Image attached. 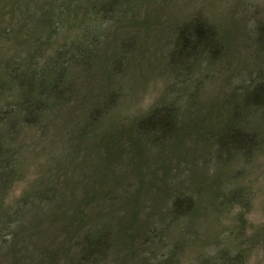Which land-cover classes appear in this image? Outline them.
<instances>
[{
  "label": "rangeland",
  "instance_id": "374dc122",
  "mask_svg": "<svg viewBox=\"0 0 264 264\" xmlns=\"http://www.w3.org/2000/svg\"><path fill=\"white\" fill-rule=\"evenodd\" d=\"M102 5L114 6L126 16L118 13L113 17L116 22L102 16L90 22L84 12ZM57 16L63 25L56 26V37L50 36V43L36 55L34 41L43 40L45 28ZM193 21L204 22L217 33V60L209 64L199 56L182 69H172L168 60L172 32ZM261 25L264 0H0V86L8 82L6 76L13 77L17 88L34 77L35 101L47 97L41 94V81H56L62 69L61 62H47L48 55L70 40L66 54L78 58L86 35L100 33L98 59L92 60L96 68L86 77L79 66L73 67L67 76L72 96L63 108L33 126L12 128L23 168L1 200V209L13 210L50 175L56 178L57 201L29 207L12 230L0 229V264H71L82 236L101 228L110 231L111 248L96 264H142L146 258L148 264L159 258L194 264L216 254L237 229L239 215L245 221L246 239L240 242L245 264H264V249L247 243L264 226V145L242 158L235 150L237 143L219 139V127L227 119L236 122L232 119L239 114L228 113L225 106L239 104L264 70ZM200 35L209 36L205 29ZM35 55L39 64L33 69L28 60ZM18 68L21 73L14 70ZM1 95L2 108L17 101L15 90L4 89ZM166 105L175 109L176 124L181 126L176 140L143 144L138 154L131 141H124V150L112 161V176L104 161V166L95 160L55 162L67 134L73 135L83 124L127 133L152 109ZM24 109L21 103L20 110ZM250 115L247 120L255 126L258 114ZM248 122L238 124L260 137L259 127ZM167 129L160 134L165 136ZM234 189L243 191L239 204L226 202L236 195ZM177 194L191 200L192 212L178 215L147 246L132 242L133 232L147 223L151 227L171 217L167 213ZM247 199L249 207L242 213Z\"/></svg>",
  "mask_w": 264,
  "mask_h": 264
},
{
  "label": "trees",
  "instance_id": "16d2710c",
  "mask_svg": "<svg viewBox=\"0 0 264 264\" xmlns=\"http://www.w3.org/2000/svg\"><path fill=\"white\" fill-rule=\"evenodd\" d=\"M118 13H120L121 16L122 14L125 15L122 10L119 11L114 6L102 5L101 9L97 10L90 7V10L85 11L84 15L88 17L90 22H94V19L100 16L109 22H116L117 20L113 17ZM58 16L57 18L51 19L47 28H45L46 34H42L43 40L38 42L34 41L35 44L33 46L34 49L36 48V55L40 52V50L44 49L43 47L46 48L47 44L50 43V36L56 37V26L59 27L60 24L63 25ZM201 29H205L206 32H208L209 36L207 38L200 35ZM258 29L260 30L258 37L264 39V25L258 26ZM98 36H100V33L96 31H91L86 35V38L83 39L85 48L78 46L76 53L78 58L75 56L70 57L66 54V48L68 47L70 40L64 42L57 49H54L50 55H48L45 60H47V62L50 61L51 63L61 62L62 69L57 75L56 81L51 82L49 78L41 81L40 87H44L41 94H45L47 96L45 99H36V101L33 99L35 95L34 92H36V90H34V86L31 83L35 81L34 77H30L25 85L20 83V87L17 88L15 82L13 84V77L6 76L8 82H6L5 85L0 86V98L2 97L1 94H3L4 89H7V91L15 90L17 96V101L14 105H5L3 108L0 107V203L8 192L10 186L20 176V174H22L21 170L23 168L21 153L18 151L17 147H14L16 138L13 136L14 134L12 132L14 129L12 128L33 126L34 124L39 123L42 118H45V115L48 113H54L55 111H59V109L63 108L72 96V92L68 87L67 76L70 71L73 70V67L79 66L81 72L85 73L84 76L86 77H90L96 68V66L93 65L92 60L95 58L98 59L96 53L99 44ZM170 39V53L168 54V60L170 64L169 67L172 69H182L186 65L192 63L199 56H203L204 60L209 64L217 60L219 50L217 33L213 27L207 25L206 23L204 24V22L201 23L199 21H193L183 26H178L172 32V37ZM87 51L89 53H87ZM36 55L34 58L32 57L31 60H28V65L33 69L39 64V62L35 61ZM84 55H88L89 58L84 60ZM177 59H179L180 63H177ZM105 65H107V63H105ZM14 70H18L19 73L22 72L21 68ZM15 74L16 73H13L14 77L16 76ZM31 74L35 73L31 72ZM0 79H2V77H0ZM241 100L242 101L239 103L240 105L230 104L225 106L228 113L233 110L235 112L237 111L239 114H237V117L232 119V121L237 120L236 122L233 123L227 119L224 122V127H219V139L226 141L233 140L234 143H237L238 146H236L235 150H238V154H241L243 158L247 154L251 156L250 154L257 152L264 145V139L262 138L264 137V70L259 73L255 84L247 90ZM21 103H24V111L20 110ZM175 113V109L170 107V105L152 109L149 114L141 120L135 122L127 133L118 129L112 130L111 133L107 131L104 132L100 131L98 127H91L90 124H83L82 127H78L73 135H71V133L67 134V141L63 144L65 148L61 151V154L56 157V159L59 158V160L55 162H59L60 164L64 161L69 162L70 159H75L72 161L80 164L86 160H89L90 162L95 160V163L104 166V161V168L107 170L108 175L112 176V161H114V157L121 154L122 149L124 150V141H131V149L136 150L135 152L137 154L141 151L143 144L145 145L148 143L152 146H157L165 141H175L177 137L175 134L176 132H180L178 128L181 127L176 124ZM252 113L255 115L258 114V120L256 121L255 126L247 120V118H251L250 114ZM240 121L248 122L251 127H259L260 131H262L261 136L259 137V133L257 136V132L254 129H241L238 124ZM184 124L185 123L183 121V125ZM167 127L169 129H167L168 131L166 135L163 136V134H160L161 131ZM221 129L224 130L220 131ZM179 135L180 134H178V136ZM245 143L248 145H244ZM58 172L60 171L58 170ZM51 176L52 175L46 177L43 181H40L34 188L31 189L29 194L24 195L18 201L15 208L10 212L6 213V210L1 209L0 205V229L2 231L6 230V232H8L9 230H12L26 215L29 207L33 208L34 206L42 204L50 205L57 201V196L54 194L56 189L54 190L53 187L55 185L53 181H55L56 178ZM93 178L95 179V177ZM95 185H92L89 189L91 191L94 190ZM234 191L236 192V195L226 199V202L229 204L240 203L239 197L243 191L242 189H234ZM248 202L249 199L245 201L246 209L243 210L242 213L247 212L246 210L249 207ZM178 203L187 204L185 207H176ZM192 207L193 204L188 197L177 194L171 201L170 211L167 213L168 215L171 214V217L167 221L160 219V224H153L151 227L147 223V225L141 227L137 233L133 232V238H131V241L135 243L138 240L140 241L139 244L141 247L145 245L147 246L153 239L157 238L159 231L164 230L165 226L170 223H174V221L177 220L178 215L182 213H191ZM237 223H239L237 229H233L229 233L230 236L224 239L221 246L219 245V248L214 256L207 259L203 257V259H199L200 261L195 262L194 264H245L246 251L242 250L240 247L242 244L240 243L241 240L246 239L244 228L245 221L242 215H239ZM109 234L110 231L108 232L107 229L101 228L95 234L89 233L82 236V239L78 243V256L75 259L70 260L71 264H96V262H99L105 256L104 252L106 250L108 252L111 248V242H109V238H111V236ZM92 242L95 243L94 247L91 246ZM247 243L255 244V246L259 245L262 249H264V226L259 228L255 235L252 234L248 237ZM90 246L92 248L91 253L88 251V247ZM162 251L164 250H161L160 256L163 255ZM147 259L148 258L141 259L143 260L142 264H148L146 261ZM152 264L175 263L174 261L172 262L159 258Z\"/></svg>",
  "mask_w": 264,
  "mask_h": 264
}]
</instances>
